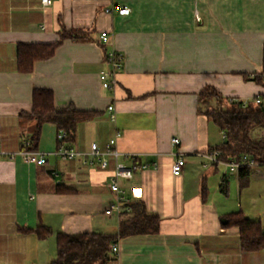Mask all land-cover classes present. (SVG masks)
<instances>
[{
  "label": "crops",
  "instance_id": "crops-1",
  "mask_svg": "<svg viewBox=\"0 0 264 264\" xmlns=\"http://www.w3.org/2000/svg\"><path fill=\"white\" fill-rule=\"evenodd\" d=\"M121 6L130 13H118ZM64 29L80 37L19 71V43H53ZM104 30L109 44L100 40ZM111 48L124 65L108 89L100 74L111 68ZM263 58L264 0H0V264H48L59 232H115L122 219L105 208L115 200L118 163L149 164L120 185L130 202L160 215L161 227L121 238L109 264H264V249L242 248L239 228L223 225L226 214L242 211L264 229V164L251 165L242 185L240 170L209 160L225 133L201 112L199 95L213 86L225 99L264 100V86L252 79ZM35 88L51 89L57 107L97 112L71 143L45 123L40 164L24 158L35 126L20 116L32 110ZM62 145L82 154L66 158ZM177 153L185 159L180 175L172 170ZM39 226L51 233L40 237Z\"/></svg>",
  "mask_w": 264,
  "mask_h": 264
},
{
  "label": "trees",
  "instance_id": "trees-1",
  "mask_svg": "<svg viewBox=\"0 0 264 264\" xmlns=\"http://www.w3.org/2000/svg\"><path fill=\"white\" fill-rule=\"evenodd\" d=\"M60 40L48 43H19L17 47L18 69L30 72L36 61L51 58L66 38L80 37L74 30L64 29ZM252 79L264 86V58L261 73L252 75ZM202 103L201 112L217 124L225 139L220 146L224 159L239 158L248 155L255 163L264 164V107L255 100L247 104L243 100L225 99L213 86H205L199 93ZM31 111H22L20 116L34 121V130L27 136L24 150L38 149L42 127L45 123L56 125L59 132L66 136L61 142L75 141L77 127L80 123L97 116L95 111L78 110L73 104L57 107L51 89L35 88L33 91ZM251 165L239 171L241 184L247 182ZM225 182L222 190L225 191ZM130 210H125L126 218L120 220L115 232H83L57 234V256L48 264H109L113 257L112 246L121 238L136 234H156L160 231L161 217L149 212L143 201L130 202ZM224 226H237L240 231L242 248L246 250L264 249V229L260 220L246 217L242 211L225 215ZM34 230V229H27ZM34 231L40 237L51 233L47 228L37 227Z\"/></svg>",
  "mask_w": 264,
  "mask_h": 264
},
{
  "label": "built area",
  "instance_id": "built-area-1",
  "mask_svg": "<svg viewBox=\"0 0 264 264\" xmlns=\"http://www.w3.org/2000/svg\"><path fill=\"white\" fill-rule=\"evenodd\" d=\"M54 0H42L43 4L45 6H49L53 3ZM118 13L120 14H129L130 8L127 6H121L116 9ZM108 13L113 12V8L109 7L106 9ZM100 40L103 44H109L110 43V33L108 30H104L100 34ZM106 58L108 62L111 64V68L108 71H103L100 74V80L102 82V87L104 88H114L117 85V79L116 75L117 73L122 70L124 65V55L122 52L117 50L116 48H111L106 51ZM258 104H261L264 107V100L261 96H257L254 98ZM231 101H236V99H231ZM250 100H243L244 104H247ZM108 109L111 112V117L115 119L116 114L114 110L113 105H109ZM121 134L118 132L113 138L109 144V151L112 150L114 144L117 141V138ZM66 136L65 131L60 132V139H63ZM172 144L178 145L180 144V139L178 137H174L172 139ZM92 153L93 154H99L98 144L96 142H93L91 145ZM58 153L66 158H75L77 156H80L82 153L74 148H68L62 145ZM222 151L215 150L212 153L208 154L209 160L213 163L217 164H223L225 165L230 171H239L242 167L247 165H255L256 163L251 160V158L248 155H242L239 158H230V159H224L221 157ZM23 155L26 161L28 162H34V163H44L46 161L45 157L40 155L37 151L32 150H24ZM104 164H106V161H104ZM185 165V159L183 158L181 153H177V157L173 162L172 170L175 175H180L182 173L183 167ZM207 164H205L206 166ZM149 164L147 163H135L134 165L128 167L122 163H118L116 170L114 172V176L111 182V188L113 192L115 193V200L109 204L105 208V213L108 215L116 214L119 218L124 219V211L130 210V201L128 200L125 190L122 189L120 185V179L123 178H131L134 173L140 169L148 167ZM120 251L118 243H114L112 246V252L115 255H118Z\"/></svg>",
  "mask_w": 264,
  "mask_h": 264
},
{
  "label": "rangeland",
  "instance_id": "rangeland-1",
  "mask_svg": "<svg viewBox=\"0 0 264 264\" xmlns=\"http://www.w3.org/2000/svg\"><path fill=\"white\" fill-rule=\"evenodd\" d=\"M254 187H255V191L260 190L259 186H257V185H255Z\"/></svg>",
  "mask_w": 264,
  "mask_h": 264
}]
</instances>
